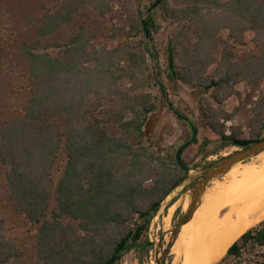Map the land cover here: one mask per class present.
I'll list each match as a JSON object with an SVG mask.
<instances>
[{
    "label": "trees",
    "instance_id": "1",
    "mask_svg": "<svg viewBox=\"0 0 264 264\" xmlns=\"http://www.w3.org/2000/svg\"><path fill=\"white\" fill-rule=\"evenodd\" d=\"M8 1L18 31L0 59V201L36 227L34 264H121L125 252L145 246L152 217L188 173L153 126L165 104L152 92L163 91L149 64L157 56L149 47L153 12L147 37L142 0H0V7ZM115 5L123 7L122 26L109 37L122 32L126 41L96 46L101 30L88 23ZM158 7L176 22L167 74L208 99L200 108L205 125L236 146L264 139V0H161ZM223 29L242 45L252 32L258 45L239 53ZM242 82L248 99L228 112L224 103L242 98ZM237 113L245 123L227 126ZM23 256L0 229V264ZM215 264H264V219Z\"/></svg>",
    "mask_w": 264,
    "mask_h": 264
},
{
    "label": "rangeland",
    "instance_id": "2",
    "mask_svg": "<svg viewBox=\"0 0 264 264\" xmlns=\"http://www.w3.org/2000/svg\"><path fill=\"white\" fill-rule=\"evenodd\" d=\"M156 0H142L141 1V9L143 10V15L141 17H147V14L153 12V17L155 21L156 28H153V40L149 41V47L153 54L157 52V56L154 55L149 59V64L154 71H156L157 79L160 82V85L163 87V91H159V86L153 87V93L158 95L160 102L161 93L165 96V104L160 105V115L158 122L153 123L154 128L157 127L156 132L164 131L163 142L162 144L176 152L178 149L192 137V130L190 126V122L195 124L198 128V142L188 145L182 152L181 156L186 163L189 164L190 167H206L210 165L212 162L222 158L223 156L229 155L236 150L242 148V146H236L232 144L225 143L220 139L219 136L214 134L204 123L200 115L201 105H206L208 103V99H204V96L201 95L196 96V91L191 89L189 86L184 85L179 79L172 78L167 74L169 70V58L167 53V42L168 38L172 32V30L176 27V22H173L172 19H166L162 14L161 9L158 5L150 10L148 7L154 3ZM223 2L227 0H222ZM34 1L35 5L39 6V2ZM55 2L51 0L50 5L53 6ZM3 7H0V59H2V54H7L8 56L12 52V47L10 44H14V40H16V33L18 29L14 27L15 20L10 18L14 16L13 7L15 4H9L5 2L2 4ZM11 6L12 9H6ZM16 9V7H15ZM115 11L113 14H110L106 19L103 18H93L92 20L100 19L101 21L94 22L92 27L88 23L89 30H101V37L98 40L94 41L96 46L107 45L114 47L118 44H122L126 41L122 32L116 33L115 37H109L110 33L113 29L119 31L118 28V14L123 9V7L119 5H115ZM17 10V9H16ZM150 10V11H149ZM30 12V11H29ZM21 13V12H18ZM92 16H96L92 13ZM91 21V20H90ZM128 22V21H127ZM129 23V22H128ZM95 25V27H94ZM125 30L129 29V25L126 24ZM221 35L229 41L234 48L239 51L242 49L249 47L255 48L258 43L254 40V34L252 32H247L246 34V45H242L240 43H236L229 36V31L227 29H223L221 31ZM2 37V39H1ZM142 36L139 37V39ZM2 42V43H1ZM218 58V53H217ZM215 65H213L207 72L208 75L212 73ZM128 87V85H126ZM264 89V84H263ZM236 88L241 92L242 98H239L237 95H233L228 98L224 107L228 112H233L235 108L240 104L241 100L248 99V90L245 82H242L236 86ZM258 93H256L254 99H257ZM202 99L200 100V98ZM250 107V106H249ZM177 112L181 113L182 116L188 119L185 120L177 114ZM224 122V120L222 119ZM245 123V118L241 116L239 113L236 114L235 120L227 121V126H232L235 123ZM208 141V144L204 142ZM259 160H264V158H256L253 159L251 163L258 162ZM250 164V163H249ZM241 166V165H240ZM245 166H241L237 169H241ZM236 170V169H235ZM234 170V171H235ZM61 176L60 171L56 172L54 185L57 183ZM226 177V176H225ZM225 177L220 180H216L209 184V187L213 186L215 182L223 181ZM189 188V186L181 189L178 195L174 198L173 204L168 207L165 211V216H158L154 220V216L152 217L153 225L150 226L149 229L143 235L141 242L145 244L142 247H137L131 249L128 252H125L123 257L121 258V264H155V248L153 244H150V240L154 238L157 242H161L160 239L163 234H165L162 244H166L167 238H169L170 234L168 233L171 228L176 224L178 219L180 218L181 211V197L183 193ZM2 191V184L0 183V192ZM173 207V208H172ZM0 229L1 233H3L8 239L12 240L16 243V245L24 252V256L19 264H34L35 256L33 253L34 246V237L36 234V227L31 226L27 223L26 218L23 214H19L16 210H14L13 206H6L0 201ZM179 240V239H178ZM149 242V244H147ZM178 254L171 253L168 257L167 264H176L178 263Z\"/></svg>",
    "mask_w": 264,
    "mask_h": 264
},
{
    "label": "bare ground",
    "instance_id": "3",
    "mask_svg": "<svg viewBox=\"0 0 264 264\" xmlns=\"http://www.w3.org/2000/svg\"><path fill=\"white\" fill-rule=\"evenodd\" d=\"M251 162L207 188L172 248L179 264L217 263L235 240L264 219V160Z\"/></svg>",
    "mask_w": 264,
    "mask_h": 264
},
{
    "label": "water",
    "instance_id": "4",
    "mask_svg": "<svg viewBox=\"0 0 264 264\" xmlns=\"http://www.w3.org/2000/svg\"><path fill=\"white\" fill-rule=\"evenodd\" d=\"M161 0H157L150 10L154 9ZM149 10V11H150ZM142 23L145 28L146 36H149V29L145 22V18H142ZM182 116V115H180ZM183 117V116H182ZM186 118V117H185ZM186 120H188L186 118ZM193 124V123H192ZM193 134L190 140L185 142L177 151L176 159L180 165L184 166L187 170V175L170 191V193L164 198L161 202V205L158 211L155 213L154 220L158 216H165V211L168 207H170L174 198L178 195L179 191L187 186L189 188L183 193L181 197V211L180 218L176 222V224L169 230V238L166 240V244L163 245L161 242L165 236L162 235L160 241L154 238L150 240V244H153L155 248V264H167L168 257L172 253V248L177 241L179 234L181 233L182 227L189 223L195 212L202 204V198L205 194L209 184L216 180H220L225 177L231 170L240 165L246 164L253 159L260 158L264 156V139L245 144L241 149L236 150L235 152L223 156L222 158L212 162L210 165L206 167H196L192 168L186 165L182 159L183 150L192 142V140L197 136V131L194 127ZM187 202V206L184 207ZM169 209V208H168ZM153 220V219H152ZM153 225V221H151V226ZM176 264H179L176 263Z\"/></svg>",
    "mask_w": 264,
    "mask_h": 264
}]
</instances>
